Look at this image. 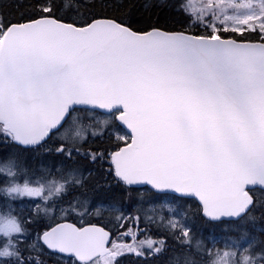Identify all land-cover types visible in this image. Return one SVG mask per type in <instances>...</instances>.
Here are the masks:
<instances>
[{"label": "snow or ice", "instance_id": "obj_1", "mask_svg": "<svg viewBox=\"0 0 264 264\" xmlns=\"http://www.w3.org/2000/svg\"><path fill=\"white\" fill-rule=\"evenodd\" d=\"M101 261L264 264V0H0V264Z\"/></svg>", "mask_w": 264, "mask_h": 264}, {"label": "rangeland", "instance_id": "obj_2", "mask_svg": "<svg viewBox=\"0 0 264 264\" xmlns=\"http://www.w3.org/2000/svg\"><path fill=\"white\" fill-rule=\"evenodd\" d=\"M51 161H49V163H50ZM85 175L87 176L88 175V173H85ZM90 196V195H89ZM144 199L145 200H148V199H150V195L149 194H145V196H144ZM192 207H193V209H195L194 208V205H193V202L191 201V200H188L186 203H184L183 204V209L184 210H187L188 211V213H190V211H191V209H192ZM157 211H159V210H157ZM167 210L165 209V212H166ZM105 214H103V216L102 217H96V218H94V217H85V219L86 220H88V219H91L92 220V222H97V220H99V222H101V223H103V224H106L107 223V221H108V219H109V215H108V213H107V211H105L104 212ZM107 213V214H106ZM104 215H106L105 216V218H104ZM189 217H190V215H189ZM99 218V219H98ZM108 218V219H107ZM191 218V217H190ZM46 219V218H45ZM192 219V218H191ZM193 220H194V218H193ZM48 221V220H47ZM78 221V220H77ZM77 223H79V221L77 222ZM198 224V223H197ZM193 226L194 227H198V225H196L194 222H193ZM259 227H260V223H257V229L256 230H259ZM115 237V238H114ZM112 239L113 240H115L116 239V235H114L113 237H112ZM101 264H103V261H101Z\"/></svg>", "mask_w": 264, "mask_h": 264}, {"label": "trees", "instance_id": "obj_3", "mask_svg": "<svg viewBox=\"0 0 264 264\" xmlns=\"http://www.w3.org/2000/svg\"><path fill=\"white\" fill-rule=\"evenodd\" d=\"M104 139H105V141H104ZM96 144H102L103 147L108 148L109 150H113V148H114V141H109L108 138H105V137L102 138L101 141H96ZM106 167H107V165H105V168H106ZM91 175H92L93 177H96V176H97V171H93V172L91 173ZM89 195H92V193L89 192ZM193 205H194V208H196L194 202H193ZM194 212H195V209H193V207H192V209H191L189 215H190V217L192 218V220H193V218H194L193 222H194L196 225H198V224H197L198 222L196 221L195 217H193V215H192ZM45 222H46V223L48 222L47 219H45ZM258 223H259V222H258ZM258 231H259V230H257V232H258Z\"/></svg>", "mask_w": 264, "mask_h": 264}, {"label": "bare ground", "instance_id": "obj_4", "mask_svg": "<svg viewBox=\"0 0 264 264\" xmlns=\"http://www.w3.org/2000/svg\"><path fill=\"white\" fill-rule=\"evenodd\" d=\"M105 138H107V137H105ZM104 141H105V139H104ZM50 163H51V162H50ZM90 196H91V195H90ZM104 214H105V213H104ZM106 214H107V213H106ZM105 216H106V215H104V218H105ZM94 218H96V217H94ZM99 218H100V217H99ZM99 218H98V219H99ZM86 219H87V218H86ZM107 219H108V218H107ZM45 223H46V222H45Z\"/></svg>", "mask_w": 264, "mask_h": 264}, {"label": "flooded vegetation", "instance_id": "obj_5", "mask_svg": "<svg viewBox=\"0 0 264 264\" xmlns=\"http://www.w3.org/2000/svg\"><path fill=\"white\" fill-rule=\"evenodd\" d=\"M188 210V209H187Z\"/></svg>", "mask_w": 264, "mask_h": 264}]
</instances>
